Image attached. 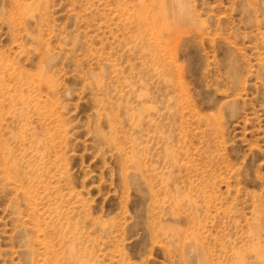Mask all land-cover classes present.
I'll list each match as a JSON object with an SVG mask.
<instances>
[{"label": "rangeland", "instance_id": "rangeland-1", "mask_svg": "<svg viewBox=\"0 0 264 264\" xmlns=\"http://www.w3.org/2000/svg\"><path fill=\"white\" fill-rule=\"evenodd\" d=\"M0 264H264V0H0Z\"/></svg>", "mask_w": 264, "mask_h": 264}, {"label": "bare ground", "instance_id": "bare-ground-1", "mask_svg": "<svg viewBox=\"0 0 264 264\" xmlns=\"http://www.w3.org/2000/svg\"><path fill=\"white\" fill-rule=\"evenodd\" d=\"M3 87V86H2ZM2 155V154H1ZM8 164V167L10 168L9 170L11 171V172H14L15 171V168L14 167H12L11 165H9L10 163L8 162L7 163ZM5 167V166H4ZM6 169V168H5ZM7 171V170H6ZM52 246V245H51ZM77 262V261H76Z\"/></svg>", "mask_w": 264, "mask_h": 264}]
</instances>
